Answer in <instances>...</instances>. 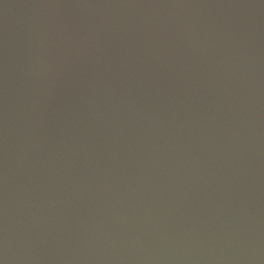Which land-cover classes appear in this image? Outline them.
<instances>
[{
  "label": "water",
  "instance_id": "obj_1",
  "mask_svg": "<svg viewBox=\"0 0 264 264\" xmlns=\"http://www.w3.org/2000/svg\"><path fill=\"white\" fill-rule=\"evenodd\" d=\"M0 264H264V0H0Z\"/></svg>",
  "mask_w": 264,
  "mask_h": 264
}]
</instances>
